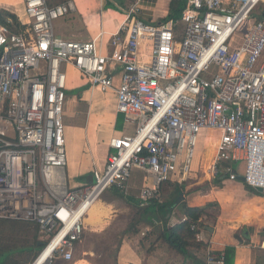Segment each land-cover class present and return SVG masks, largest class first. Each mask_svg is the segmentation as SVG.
I'll return each mask as SVG.
<instances>
[{"label":"built area","instance_id":"1","mask_svg":"<svg viewBox=\"0 0 264 264\" xmlns=\"http://www.w3.org/2000/svg\"><path fill=\"white\" fill-rule=\"evenodd\" d=\"M22 4L24 30L0 23V220L39 226L45 247L33 264L47 249L42 264L71 262L90 209L111 189L126 192L134 170L148 179L140 207L163 204V186L190 176L202 139L216 146L214 178L244 177L246 186L264 191V18L250 19L259 7L264 15V0H186L180 20L158 25L136 19L133 9L107 53L103 33L91 41L56 35L55 23L76 11L72 1ZM244 25L239 44L234 36ZM66 65L92 89L114 92L117 114L136 127L110 141L92 183L73 188L66 174ZM206 264H226L225 253L208 251Z\"/></svg>","mask_w":264,"mask_h":264},{"label":"crops","instance_id":"2","mask_svg":"<svg viewBox=\"0 0 264 264\" xmlns=\"http://www.w3.org/2000/svg\"><path fill=\"white\" fill-rule=\"evenodd\" d=\"M70 1L73 2V0ZM172 1L77 0V6L73 2L76 7L75 13L57 21L55 23V33L58 37L73 41H91L97 39L103 33V52L107 53L110 51L111 37L119 31L133 9L138 10L137 13L133 14L136 19L145 24L158 25L169 20ZM109 3L118 10L107 9ZM14 13L16 12L13 11ZM263 18L264 15L260 14L259 19ZM178 32L182 34V25H179ZM64 70L68 78L66 96L67 93L71 94L66 102L68 107L73 109L71 118L69 117L64 123L65 134L66 129L71 130L66 134L67 165L73 181L80 182H75L73 187H78L81 184L92 183L95 172L103 169L112 152L110 141L123 135H132L136 127L127 123L125 119L120 128L118 127L120 115L117 114V101L114 92L101 93L96 89H92L88 81L86 80V82L83 79L81 72L70 65L64 66ZM86 107L87 118H84L82 111ZM95 107L100 109L97 114L99 117L91 130L90 118ZM129 126L134 127L133 131L129 129ZM201 141H203V146L197 151L193 162V172L190 176L185 181H181L180 178V180L171 181L163 186V204L171 203L163 212L153 211L155 214L151 213L150 210L157 204H151L144 208L140 207L138 196L142 187L148 182L146 173L140 170H134V173L140 176L141 181L136 179L132 181V176V182H129L126 192L111 189L97 202L104 205L107 210L109 209L111 218L113 213L112 202L118 196L123 197L126 201L132 202L137 208L138 212L135 217L141 219V222L142 220L151 221L153 219H155L154 222H159L161 218L166 221L170 220V225L166 228H172L186 218L180 207L182 203L187 202L191 207L210 206L211 211H207L208 215L211 216L210 214L214 209L217 214L212 217V223L207 220V216L203 217L206 226L197 236L199 239L197 240L203 242L205 247L194 249L199 253L193 252L191 259L197 260L196 264L201 263V261L206 264L208 251L225 253L227 248L232 247L234 248L232 251L234 252L233 264H264V249L260 246L264 241V226L252 227L253 223L261 224L262 219L260 217L264 214V197H262L264 193L249 190L241 182H230L223 175L214 178L210 172L212 164L209 165L202 156L207 141L205 142L204 139ZM105 148L106 152L104 151ZM202 182L205 183L201 184ZM178 185L182 186L184 190L177 194ZM182 193L184 199L175 205ZM87 217L88 215L85 218L84 226L88 232H101L107 229V222L110 218L105 221V225L93 226L92 228L91 225L88 226V223H86ZM163 230L164 234L165 229ZM162 238L164 239L163 235ZM90 251L93 252V250ZM175 252L179 253L176 250ZM120 254L119 264H123L120 261ZM122 254L124 256L123 252ZM186 258L187 255H182L179 264H186ZM169 260L170 258L162 261L161 264H167Z\"/></svg>","mask_w":264,"mask_h":264},{"label":"rangeland","instance_id":"3","mask_svg":"<svg viewBox=\"0 0 264 264\" xmlns=\"http://www.w3.org/2000/svg\"><path fill=\"white\" fill-rule=\"evenodd\" d=\"M23 0H0V11H8L16 12V16L18 18L19 15L23 13ZM70 1V0H69ZM73 2L77 6V0H73ZM262 13V7H259L256 14L254 13L251 16V24L259 19V15ZM246 28L247 25L242 26L238 32L235 34L234 39L241 44L243 40L247 36ZM86 81V78L82 76ZM87 82V81H86ZM88 84V83H87ZM68 92V91H67ZM70 93H67V98L70 97ZM99 108H93L92 116L90 118V128L92 130L97 118L99 117L98 111ZM73 114V109L68 107L66 102L63 113L64 123L66 120ZM82 115L84 118H87V107L83 109ZM129 129L133 131L134 127L129 126ZM71 130L66 129V134ZM210 134L204 132V137H209ZM213 135V134H212ZM210 135L209 138L212 137ZM214 136V135H213ZM67 138V137H66ZM203 140V139H202ZM203 141H200L199 148H202ZM209 147V148H208ZM212 147V148H211ZM211 149L210 156L205 155L206 150ZM215 144L211 139L207 140L206 146L204 147L202 156L209 165L212 164V159L215 154ZM106 152V148L104 149ZM201 151V150H200ZM213 152V153H212ZM67 160H68V151H67ZM242 165V163H240ZM239 164L236 165L237 169L241 168ZM69 167L67 165L66 172L69 178L68 183L71 188L75 182L70 177V172H68ZM132 181L134 179L141 181L139 175L135 174L134 171L132 173ZM145 180V179H144ZM131 181V180H130ZM131 181V182H132ZM80 183V182H79ZM205 182H202L203 184ZM131 184V183H130ZM84 185V184H81ZM105 194V193H104ZM104 196V195H103ZM107 196V195H106ZM113 201V200H112ZM111 201V202H112ZM164 203V198H163ZM113 205V213L111 214V218L108 221L107 229L101 232H93L90 233L88 230H85L83 239L79 247L74 253V258L71 262H65L60 258H57L53 264H119V254L120 261L123 264H161L162 261L170 258L167 264H179L181 262V256L179 253L175 252L173 248L168 246L164 239L162 238L163 229H166V226L170 225V220L166 221L162 219L159 222H154L153 220H146L141 222V219L135 217L138 212L137 208L134 206L132 202H128L123 197H116L112 202ZM258 212V211H257ZM152 214H155L151 211ZM217 214L216 210H212V217ZM135 217V218H134ZM165 217V216H164ZM261 224L253 223L252 227L258 228L264 226V214L260 217ZM167 222V223H166ZM212 223V221H210ZM248 225V224H247ZM1 243H11L15 241H21L22 243L31 242L33 240V230H25L21 233L4 234L2 235ZM39 240L41 244L43 243V247H45V243L41 240L39 234ZM125 242V243H124ZM124 243V244H123ZM123 245V246H122ZM122 246V248H121ZM40 247L35 251V256L43 249ZM90 250H93L91 252ZM124 253V256L122 254ZM193 252H198L194 249H191L188 254L186 260V264H196L197 260H192L191 255ZM165 253V254H164ZM123 256V257H122ZM28 260V264H33V258L29 256H25ZM168 257V258H166ZM203 262L201 261V263Z\"/></svg>","mask_w":264,"mask_h":264},{"label":"trees","instance_id":"4","mask_svg":"<svg viewBox=\"0 0 264 264\" xmlns=\"http://www.w3.org/2000/svg\"><path fill=\"white\" fill-rule=\"evenodd\" d=\"M186 7V0H173L171 4V13L169 20H180L183 10ZM107 9H116L110 3L107 5ZM118 10V9H116ZM0 23L1 25L7 27L12 32H20L24 30L25 27L18 21L15 14L8 11H0ZM120 128L124 121V116H119ZM179 186V185H178ZM247 189L254 191L250 187L246 186ZM184 188L182 186L177 187V194L182 192ZM264 197V195H262ZM246 201L247 199L244 198ZM243 199V200H244ZM171 203L157 204L150 211H156L157 213L166 210ZM181 209L183 215L186 217V221L179 223L174 227H167L163 234V237L167 244L173 249L186 256L189 249H199L205 247V244L197 240V236L206 226L204 218L207 216V220H212V215H208V210L210 206L207 207H191L187 202L181 204ZM211 211V210H210ZM140 216V215H139ZM195 229L192 230V227ZM33 230V240L31 242L22 243L21 241H15L8 244L1 243L2 235L4 234H15L21 233L25 230ZM40 229L39 226L32 221H11V220H0V264H28V260L25 256L33 258L36 260L41 250L36 256L35 251L41 246L39 240ZM44 248V247H43ZM234 248H227L225 251L226 264H233L234 261Z\"/></svg>","mask_w":264,"mask_h":264},{"label":"bare ground","instance_id":"5","mask_svg":"<svg viewBox=\"0 0 264 264\" xmlns=\"http://www.w3.org/2000/svg\"><path fill=\"white\" fill-rule=\"evenodd\" d=\"M205 153L207 156H210L211 149L209 150L207 149ZM108 210L106 209L104 205H102L99 202H96L88 213V217H87L88 219H86V223H88V226L91 225L93 228V226L98 227L100 225H105V221L110 218V214ZM51 252H52V249H47L45 253L43 254V256L41 257V259H39L37 264L44 263V261L49 257Z\"/></svg>","mask_w":264,"mask_h":264},{"label":"water","instance_id":"6","mask_svg":"<svg viewBox=\"0 0 264 264\" xmlns=\"http://www.w3.org/2000/svg\"><path fill=\"white\" fill-rule=\"evenodd\" d=\"M239 181H240L241 183H244V182H245L244 177H239ZM256 191H258V192H260V193H264L263 189H257ZM183 199H184V195H183V193H182V194H180V197H179L178 200L176 201L175 205H177L178 203H180ZM175 207H176V206H175ZM40 246L43 247V246H44L43 243H42Z\"/></svg>","mask_w":264,"mask_h":264}]
</instances>
